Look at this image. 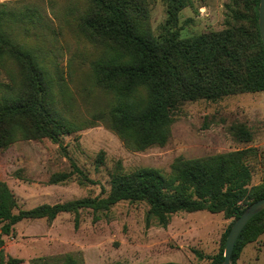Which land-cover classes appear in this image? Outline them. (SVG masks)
Returning a JSON list of instances; mask_svg holds the SVG:
<instances>
[{
  "label": "trees",
  "instance_id": "trees-1",
  "mask_svg": "<svg viewBox=\"0 0 264 264\" xmlns=\"http://www.w3.org/2000/svg\"><path fill=\"white\" fill-rule=\"evenodd\" d=\"M162 1L167 13L165 26L175 27L178 13L190 1ZM49 2L54 6L53 0ZM259 3L229 0L224 5V28L189 38H181L177 30L156 37L149 26V0H63L61 8L52 13L58 20L67 16L65 21L69 22L71 18L77 35L100 50L91 62V73L110 102L93 118L113 131L125 148L144 151L168 142L175 114L186 102H215L231 95L264 92ZM6 6L0 4V69L8 72L12 69L8 67L15 66L21 81L15 89L0 94V151L19 140L47 138L57 144L60 136L80 130L57 110L61 96L52 74L59 77L58 66L53 51L45 46L46 35L53 39L57 33L37 10ZM26 37L36 45L27 44ZM241 135L245 132H238V138L249 141ZM252 151L178 158L167 173L153 168L125 171L117 164L106 196L42 204L28 210L19 208L13 192L0 181V264H80L71 254L50 263L41 257L22 262L5 255V238L24 220L51 222L61 213H72L77 224L79 210L90 209L95 215L93 221H97L98 212L124 201L147 205L148 226L156 222L165 227L171 216L197 211L222 213L235 221L245 208L264 198V182L251 185L248 156ZM71 167L72 173H53L48 183H64L73 173L80 177V183H92L74 163ZM232 224L208 264H222ZM261 235L264 210L240 232L230 263L237 264L243 248Z\"/></svg>",
  "mask_w": 264,
  "mask_h": 264
},
{
  "label": "rangeland",
  "instance_id": "rangeland-1",
  "mask_svg": "<svg viewBox=\"0 0 264 264\" xmlns=\"http://www.w3.org/2000/svg\"><path fill=\"white\" fill-rule=\"evenodd\" d=\"M189 1L178 13L177 25L170 27L165 26L163 1L149 0V26L156 37L177 30L181 38H189L224 28V5L229 0ZM53 2L55 7L49 0H0L6 7L37 10L57 33L53 39L46 35L45 41L58 66L59 77L51 71L57 95L61 96L57 110L80 126L79 131L60 136L57 144L47 138L19 140L0 151V181L13 192L20 209L104 197L117 164L125 171L153 168L167 173L178 158L190 160L242 149L253 150L248 156L251 185L264 182V92L231 95L215 102H186L176 112L164 146L129 150L101 120L93 118L110 102L91 73V62L100 50L77 35L71 18L66 22L67 16L58 20L53 15L63 0ZM25 42L36 45L30 37ZM8 68L12 69H0V94L15 89L21 81L16 67ZM240 131L249 141L238 138ZM71 163L92 183H80L74 173L64 183H48L53 173H72ZM147 209L143 202L124 201L98 212L97 221H93L95 215L90 209L79 210L77 224L72 213H61L51 222L24 220L5 238L4 253L25 263L39 257L50 263L71 254L80 264H208L234 222L222 213L197 211L177 213L165 227L156 222L148 226ZM237 264H264V235L243 248Z\"/></svg>",
  "mask_w": 264,
  "mask_h": 264
},
{
  "label": "water",
  "instance_id": "water-1",
  "mask_svg": "<svg viewBox=\"0 0 264 264\" xmlns=\"http://www.w3.org/2000/svg\"><path fill=\"white\" fill-rule=\"evenodd\" d=\"M258 26L261 41L264 46V0H260L259 9H258ZM264 210V198L260 199L251 205H249L242 214L233 222L229 233L226 237L223 262L222 264H231V254L233 252L237 238L244 228V226L252 219L254 216L259 214Z\"/></svg>",
  "mask_w": 264,
  "mask_h": 264
}]
</instances>
